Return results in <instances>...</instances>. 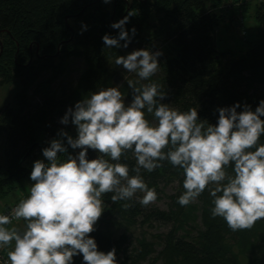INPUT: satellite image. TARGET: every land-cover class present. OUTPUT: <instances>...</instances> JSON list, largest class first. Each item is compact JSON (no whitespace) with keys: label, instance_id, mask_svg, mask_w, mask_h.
<instances>
[{"label":"trees","instance_id":"obj_1","mask_svg":"<svg viewBox=\"0 0 264 264\" xmlns=\"http://www.w3.org/2000/svg\"><path fill=\"white\" fill-rule=\"evenodd\" d=\"M221 0H0V86L19 81L21 90L14 96V105L0 111V128L6 134L4 161L0 164V199L30 179L31 166L25 161L37 150L58 138L63 129L76 136L71 121L57 128L67 107L90 96L101 88L120 86L121 92L132 99V89L117 69L119 55L133 51L131 45L158 47L164 41L168 51L163 69L166 76L155 80L166 93L163 103H170L180 111L195 107L199 118L209 123L218 120V109L237 102L243 110L245 103L253 110L264 100V0L254 6V17L261 34L246 52L222 63L224 53L215 50L212 32L220 15L212 8ZM209 7L206 9V5ZM135 14L125 25L132 36L127 48H106L103 36H118L119 29L111 25L128 15ZM154 20L155 23H151ZM73 22V24L70 23ZM152 28L151 30H149ZM125 41L121 40L123 45ZM82 58L87 67L79 75L76 85L56 97L49 89L50 82L39 84L43 97L41 105L32 107L25 99L26 92L44 71L56 74L63 71L68 58ZM141 84V83H139ZM28 108V109H27ZM149 120L151 114H146ZM264 119V117H262ZM264 144V135L260 138ZM65 146L64 156L78 155L81 149ZM88 158L99 153L89 149ZM121 162L135 166L131 152ZM162 167L152 172L141 170L149 188L158 189V183L175 180V191L167 196V209L142 206L135 197L130 201L113 203L114 193L104 194L108 204L91 235L98 249H116L118 264H264V219L251 229L233 231L222 217L213 218L214 207L208 189L187 206L178 198L183 194V170L163 161ZM227 171L231 174L232 168ZM130 175H135L130 171ZM132 206L125 209L123 205ZM199 213V214H198ZM127 223L151 225L152 222L170 224L165 233L143 235L137 240V249L128 253L126 234L115 236L108 229L112 217ZM199 216L200 224L196 219ZM26 223V222H25ZM156 245L160 248L157 250ZM7 252L9 251L6 247ZM122 254L125 255L122 257ZM73 264H84L82 255L73 258Z\"/></svg>","mask_w":264,"mask_h":264},{"label":"clouds","instance_id":"obj_2","mask_svg":"<svg viewBox=\"0 0 264 264\" xmlns=\"http://www.w3.org/2000/svg\"><path fill=\"white\" fill-rule=\"evenodd\" d=\"M134 14L129 11L111 25L119 34L103 36L106 48L128 47L136 29L130 36L125 25ZM161 55L159 50L142 48L116 58V65L126 72L150 81L139 84L125 78L132 89L130 103L120 86H114L91 92L67 109L60 123L71 121L77 135L58 132V138L42 150L48 163L38 159L33 164L30 194L9 214H0V248H11L9 264H73L76 255H82L84 264H118L116 249L99 250L91 235L104 212L102 197L114 193L111 201L116 203L142 193V206L154 203L157 192L149 188L141 170L152 172L163 161L183 170L181 206L208 189L213 197L212 217H222L233 231L251 229L264 219V144L260 143L264 100L254 110L245 103L237 111L239 102L221 107L214 124L201 120L195 107L180 111L162 102L166 98L162 85L151 81L159 71ZM65 138L67 145L81 151L61 160L59 154L68 153ZM89 149L99 155L89 159ZM129 152L136 162L131 169L121 162ZM13 220L25 221L23 230Z\"/></svg>","mask_w":264,"mask_h":264},{"label":"rangeland","instance_id":"obj_3","mask_svg":"<svg viewBox=\"0 0 264 264\" xmlns=\"http://www.w3.org/2000/svg\"><path fill=\"white\" fill-rule=\"evenodd\" d=\"M221 4L218 7L212 8V10L219 14L220 21L217 26L214 27L212 32L213 45L215 50L218 53L226 52L223 55L222 63L228 61L229 58L239 57L243 55L250 45L256 41L261 34L259 25L254 17V6L255 2L258 0H221ZM209 7V4L206 5V9ZM155 23L154 20H151V23ZM73 24L72 21H70ZM150 28L149 30H151ZM161 43H158V47H148L143 43V46H137V44L131 45L132 50L137 49H149L151 51H161L162 55L158 58L160 63L159 71L151 78V81H154L158 78H163L166 76L164 71L163 64L165 63L164 57L168 49L164 41L158 40ZM131 52V51H130ZM129 52V53H130ZM127 55V54H126ZM117 66V69L121 73V76L124 78L132 79L138 81L139 83H148L150 81H140L139 77L135 73H128L122 66ZM87 67L86 62L82 58L71 57L68 58L65 62L64 69L59 74H56L52 71H44L31 86V88L26 92L25 99L30 104L29 110L32 107L41 105L43 97L41 94L36 93L39 90V84L50 82V87L52 91L55 92L56 97L62 98L63 94L70 91L76 84V81L79 75ZM127 82V80H126ZM39 83V84H38ZM128 85V84H127ZM118 86V85H117ZM21 90V84L19 81H13L10 84H5L0 86V111L6 106L14 105V96ZM125 102L130 103L132 98L124 93ZM168 103V102H166ZM170 104V103H168ZM171 107H174L170 104ZM69 107H67L68 109ZM175 108V107H174ZM28 109V108H27ZM67 110H65L66 113ZM64 116V113L62 117ZM57 128H64L65 125L58 121ZM6 148V134L3 129L0 128V164L4 161V151ZM78 154L79 152H75ZM44 160L45 163H48L47 159L43 156V153H39L37 150L34 152L33 156L25 161L26 166L33 167V164L36 160ZM147 181V180H146ZM145 181V182H146ZM25 184L11 191L7 196L0 199V205L10 201L13 197L20 194L23 191V186L25 185L26 191H30L31 184L29 180H24ZM177 187V182L175 180L168 181V183L160 182L158 183V189L160 192H157V200L154 203L149 205L157 207L159 209H167L168 198L167 196L175 191ZM142 196V193H137L135 196L136 200ZM196 202V200L194 201ZM108 206L104 202V208ZM199 214V213H198ZM197 223L200 224L199 216L196 219ZM14 226L18 227L20 230H23L25 226V221H17L13 223ZM10 225L9 227L13 226ZM108 229L113 232L115 236L120 234H126L128 239V253H131L133 250L137 249V240L146 235L149 237L150 234L154 233H165L170 229V224H163L158 222H152L151 225L137 223L136 225L127 223L124 219L120 217H112L108 222ZM8 250H11L10 247H7ZM160 247L156 245L158 250ZM125 256L122 254V257ZM121 256L117 258L119 262Z\"/></svg>","mask_w":264,"mask_h":264},{"label":"built area","instance_id":"obj_4","mask_svg":"<svg viewBox=\"0 0 264 264\" xmlns=\"http://www.w3.org/2000/svg\"><path fill=\"white\" fill-rule=\"evenodd\" d=\"M30 194V191L21 194L16 201L9 203L8 205L4 206L0 210V214L7 215L11 212L12 208L16 206V204L20 201L21 198H26ZM17 221L13 220V223ZM0 264H9L8 257H7V249L0 248Z\"/></svg>","mask_w":264,"mask_h":264},{"label":"crops","instance_id":"obj_5","mask_svg":"<svg viewBox=\"0 0 264 264\" xmlns=\"http://www.w3.org/2000/svg\"><path fill=\"white\" fill-rule=\"evenodd\" d=\"M24 184H25V182H24ZM22 189H23V191H22L20 194H18V195H16L15 197H13L10 201L1 204V205H0V210H1L4 206L8 205L9 203H11V202H13V201H16L17 198H18L21 194L25 193L26 189H28V188H26L25 185H24ZM14 190H15V189H14ZM6 196H7V195H6Z\"/></svg>","mask_w":264,"mask_h":264}]
</instances>
